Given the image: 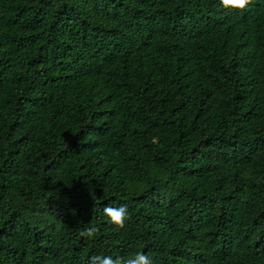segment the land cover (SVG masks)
<instances>
[{"label": "trees", "instance_id": "16d2710c", "mask_svg": "<svg viewBox=\"0 0 264 264\" xmlns=\"http://www.w3.org/2000/svg\"><path fill=\"white\" fill-rule=\"evenodd\" d=\"M137 252L264 264V0H0V264Z\"/></svg>", "mask_w": 264, "mask_h": 264}, {"label": "clouds", "instance_id": "9594fccd", "mask_svg": "<svg viewBox=\"0 0 264 264\" xmlns=\"http://www.w3.org/2000/svg\"><path fill=\"white\" fill-rule=\"evenodd\" d=\"M220 3L225 8L245 9L250 0H220ZM103 214L108 218L109 223L117 226L120 229L125 227V222L128 220V206L121 204L119 207L106 205L102 209ZM99 232L98 227H88L81 231L80 235L86 238H92ZM88 264H151L147 255L141 252L135 253L134 256H129L127 259L116 258L108 255L93 254L88 258Z\"/></svg>", "mask_w": 264, "mask_h": 264}]
</instances>
